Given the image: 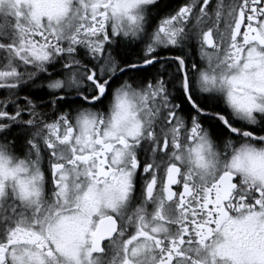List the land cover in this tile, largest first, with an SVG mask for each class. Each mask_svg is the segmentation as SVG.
Returning a JSON list of instances; mask_svg holds the SVG:
<instances>
[{"label":"snow or ice","instance_id":"6c2138e0","mask_svg":"<svg viewBox=\"0 0 264 264\" xmlns=\"http://www.w3.org/2000/svg\"><path fill=\"white\" fill-rule=\"evenodd\" d=\"M0 264H264V0H0Z\"/></svg>","mask_w":264,"mask_h":264}]
</instances>
